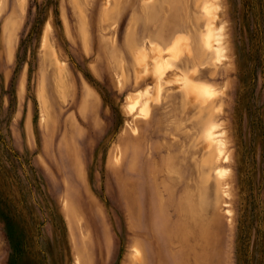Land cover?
Returning a JSON list of instances; mask_svg holds the SVG:
<instances>
[{
	"label": "rangeland",
	"instance_id": "1",
	"mask_svg": "<svg viewBox=\"0 0 264 264\" xmlns=\"http://www.w3.org/2000/svg\"><path fill=\"white\" fill-rule=\"evenodd\" d=\"M141 263L264 264V0H0V264Z\"/></svg>",
	"mask_w": 264,
	"mask_h": 264
},
{
	"label": "bare ground",
	"instance_id": "2",
	"mask_svg": "<svg viewBox=\"0 0 264 264\" xmlns=\"http://www.w3.org/2000/svg\"><path fill=\"white\" fill-rule=\"evenodd\" d=\"M208 4V3H207ZM206 4V5H207ZM206 8V7H205ZM211 8V7H210ZM204 9V8H203ZM206 10V9H205ZM210 12V11H209ZM209 26H211V24H208ZM50 29V28H49ZM49 29L48 28H46V31H45V34H44V37H43V46L44 45H46L47 44V40H48V32H49ZM211 30H212V28H211ZM209 35H212L211 33L209 34ZM156 46V45H155ZM170 48V47H169ZM169 48H167V50H170ZM205 49L209 52H211V51H216V49L214 48V46L212 45V41L211 40H209V38H207L206 39V43H205ZM156 50H157V46H156ZM159 52V51H158ZM143 54V53H142ZM54 55H55V52H54ZM56 56V55H55ZM144 57L142 58V59H145L146 60V55H143ZM160 56H158V57H156V58H159ZM56 58V57H55ZM141 58V57H140ZM156 60V59H155ZM154 59H153V61H154V69H152L148 64L146 65V64H144V65H146V66H143V68L145 67V69H144V75H147V74H149V72H151V71H153L154 73H159L160 75H163V68H161V66H162V63H160L159 62V59H157V61H155ZM59 61V60H58ZM57 61V59H56V64L59 66L60 64H59V62ZM144 61V60H143ZM144 63V62H143ZM142 63V64H143ZM141 66V65H140ZM142 67V66H141ZM59 68H61V67H59ZM156 71V72H155ZM162 71V72H161ZM196 73H198V71L196 72ZM155 75H158V74H155ZM61 76V75H60ZM191 82H199V81H194V80H191ZM44 83V82H43ZM42 83V88H41V93H39V95L40 96H42V93H43V91H44V84ZM185 83H187V81H183L182 83H181V86L179 87V90L180 91H185V90H187L188 91V89L190 88H194V86L192 85V84H190V85H188V86H186L185 85ZM46 90V89H45ZM45 92V91H44ZM44 95H45V93H44ZM46 96V95H45ZM46 105H48V97L46 98V97H44V99H43V103H42V107H43V123H45L46 125L48 124V122H47V108H46ZM134 110V108H132L130 111H133ZM42 118V117H41ZM216 145H218V159L217 160H213V162H214V166H215V170L216 171H218V172H220L219 171V165H220V159L222 158V157H224V155H223V142H221L220 140H218V141H216ZM136 164V163H135ZM137 166V165H136ZM130 168V167H129ZM137 172V171H136ZM153 172V171H152ZM129 174H132V172L131 173H129ZM134 184V183H133ZM144 185V184H143ZM160 185V184H159ZM160 187H161V185H160ZM144 189V188H143ZM139 190V189H138ZM142 190V189H141ZM145 190V189H144ZM134 191V190H133ZM140 193V192H139ZM167 195V194H166ZM142 196V195H141ZM225 196V195H224ZM154 197V196H153ZM69 199H67V201H68ZM141 200V199H140ZM149 200V199H148ZM147 201V200H146ZM144 203H146V202H144ZM148 203H149V201H148ZM160 203H161V201H160ZM74 205H75V203H74ZM145 205V204H144ZM179 205H181V204H179ZM147 206V205H146ZM76 209V208H75ZM170 210V209H169ZM182 210V209H181ZM177 211V210H176ZM182 212V211H181ZM227 212V214H230L231 213V211L230 210H227L226 211ZM75 213H76V211H75ZM78 214V213H77ZM152 214H153V212H152ZM177 214V213H176ZM182 214V213H181ZM144 217H145V215H144ZM146 218V217H145ZM180 218V217H179ZM178 218V219H179ZM78 219V218H77ZM181 219V218H180ZM146 220V219H145ZM194 220V219H193ZM78 224V223H77ZM141 224V223H140ZM185 224V223H184ZM79 226V225H78ZM191 226V225H190ZM144 227H145V225H144ZM84 228V227H83ZM80 230V229H79ZM153 230H154V228H153ZM193 231V230H192ZM141 233V232H140ZM196 233V232H195ZM193 234V233H192ZM194 235V234H193ZM192 235V236H193ZM187 237V236H186ZM143 238V237H142ZM192 238V237H191ZM170 239H171V237H170ZM169 239V240H170ZM183 240V239H182ZM171 241V240H170ZM92 243V242H91ZM95 243V242H94ZM83 244V243H82ZM90 244V243H89ZM89 244H87V245H89ZM91 246V245H90ZM170 246V245H169ZM83 247V246H82ZM81 248V247H80ZM84 249H86V247L84 248ZM170 249V248H169ZM88 250V249H87ZM171 250V249H170ZM153 252V251H152ZM172 255V254H171ZM82 256V255H81ZM154 257V256H153ZM161 257H162V255H161ZM80 258H82V257H80ZM152 259H154V258H152ZM152 262V261H151ZM155 262V261H154ZM81 263V262H80ZM142 264V263H141ZM153 264V263H152Z\"/></svg>",
	"mask_w": 264,
	"mask_h": 264
}]
</instances>
